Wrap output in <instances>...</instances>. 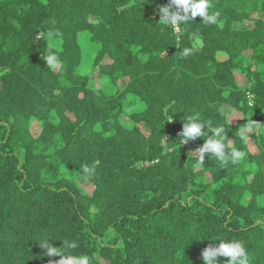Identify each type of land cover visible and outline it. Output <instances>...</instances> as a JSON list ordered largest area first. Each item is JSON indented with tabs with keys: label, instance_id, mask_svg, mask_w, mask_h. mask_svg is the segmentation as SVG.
<instances>
[{
	"label": "trees",
	"instance_id": "1",
	"mask_svg": "<svg viewBox=\"0 0 264 264\" xmlns=\"http://www.w3.org/2000/svg\"><path fill=\"white\" fill-rule=\"evenodd\" d=\"M209 3L175 32L170 0H0V264H203L209 238L264 264V0ZM188 117L243 158L199 159Z\"/></svg>",
	"mask_w": 264,
	"mask_h": 264
},
{
	"label": "clouds",
	"instance_id": "2",
	"mask_svg": "<svg viewBox=\"0 0 264 264\" xmlns=\"http://www.w3.org/2000/svg\"><path fill=\"white\" fill-rule=\"evenodd\" d=\"M209 0H170V5L161 7L159 11L162 13L161 20L165 23L176 25L178 22L193 21L197 16L202 18V22L206 24H215L218 22L219 13L210 14ZM175 9L172 11L171 8ZM46 63L49 66H55L57 58L54 53L46 57ZM182 131L179 136L183 137L181 143L189 140H196L197 138L206 137L204 144L197 151L199 159L204 160L206 153H210L211 157H215L221 163L231 162L236 164L240 161L244 153L241 150H228L224 143L226 132L223 127H213L199 121L198 118L188 117L183 120ZM207 125V131H202ZM249 129L254 127V124H248ZM209 133L211 135L209 136ZM207 134V135H206ZM213 243L204 248L200 259L203 264H221L220 258H227L224 264H248L247 252L243 244L236 240H212ZM219 241L218 245L215 244ZM40 246L46 249L49 256H59L60 259L56 264H87L84 258H74L71 255H64L57 251L58 247H54L49 240L45 241Z\"/></svg>",
	"mask_w": 264,
	"mask_h": 264
},
{
	"label": "rangeland",
	"instance_id": "3",
	"mask_svg": "<svg viewBox=\"0 0 264 264\" xmlns=\"http://www.w3.org/2000/svg\"><path fill=\"white\" fill-rule=\"evenodd\" d=\"M173 26L175 28V32H177L178 31L177 25H173ZM195 40L198 41V38L196 37ZM79 41H80L81 53H82L81 70L83 72H86V71L91 72L92 75H93L95 71L93 69L91 70L90 67H91L92 62H93V60L95 58V55H96V51H97L96 50V46L93 45L92 43H90L88 38H87V36L85 34H83V33H81ZM247 54H249V53L247 52ZM57 63H56V65H57ZM237 77H238V82L240 84H242V85H246L247 84V80H246V78L244 76L238 75ZM247 93H250V92H247ZM247 99H248V96H247ZM137 108H141V106H137ZM221 111H222V113H224L227 116V118L230 121L236 120V118H237V110L234 107L229 106V105H224V106L221 107ZM119 118H120V121L124 125H126V126L131 125V121L128 118V116H126V114H121ZM31 128H32L33 133H37L39 131V123L37 121L33 120L31 122ZM143 129L146 131L145 128H143ZM83 185H84V187H87L89 190H91L90 189L91 184L88 183L87 181H83ZM261 201H263V199H261Z\"/></svg>",
	"mask_w": 264,
	"mask_h": 264
},
{
	"label": "built area",
	"instance_id": "4",
	"mask_svg": "<svg viewBox=\"0 0 264 264\" xmlns=\"http://www.w3.org/2000/svg\"><path fill=\"white\" fill-rule=\"evenodd\" d=\"M247 96H248V100H249V104H251L252 103V94L251 93H247Z\"/></svg>",
	"mask_w": 264,
	"mask_h": 264
}]
</instances>
